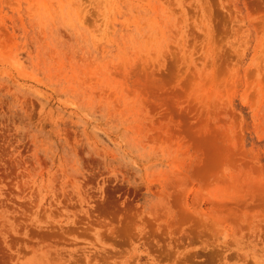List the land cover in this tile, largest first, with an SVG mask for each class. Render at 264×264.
Returning <instances> with one entry per match:
<instances>
[{
    "label": "rangeland",
    "instance_id": "1",
    "mask_svg": "<svg viewBox=\"0 0 264 264\" xmlns=\"http://www.w3.org/2000/svg\"><path fill=\"white\" fill-rule=\"evenodd\" d=\"M0 264H264V0H0Z\"/></svg>",
    "mask_w": 264,
    "mask_h": 264
}]
</instances>
